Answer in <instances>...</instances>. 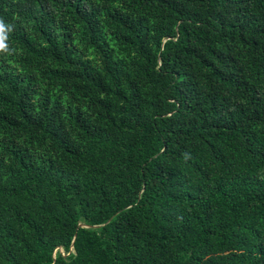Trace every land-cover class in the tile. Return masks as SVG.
Listing matches in <instances>:
<instances>
[{"label": "trees", "instance_id": "1", "mask_svg": "<svg viewBox=\"0 0 264 264\" xmlns=\"http://www.w3.org/2000/svg\"><path fill=\"white\" fill-rule=\"evenodd\" d=\"M0 20V264H264V0Z\"/></svg>", "mask_w": 264, "mask_h": 264}, {"label": "clouds", "instance_id": "2", "mask_svg": "<svg viewBox=\"0 0 264 264\" xmlns=\"http://www.w3.org/2000/svg\"><path fill=\"white\" fill-rule=\"evenodd\" d=\"M3 26V20H0V27Z\"/></svg>", "mask_w": 264, "mask_h": 264}, {"label": "water", "instance_id": "3", "mask_svg": "<svg viewBox=\"0 0 264 264\" xmlns=\"http://www.w3.org/2000/svg\"><path fill=\"white\" fill-rule=\"evenodd\" d=\"M83 225V224H82Z\"/></svg>", "mask_w": 264, "mask_h": 264}]
</instances>
